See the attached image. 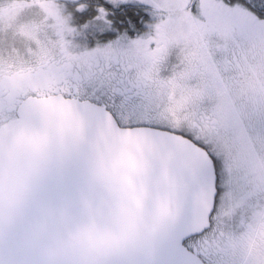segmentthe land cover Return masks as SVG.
<instances>
[{
	"label": "snow or ice",
	"instance_id": "obj_1",
	"mask_svg": "<svg viewBox=\"0 0 264 264\" xmlns=\"http://www.w3.org/2000/svg\"><path fill=\"white\" fill-rule=\"evenodd\" d=\"M34 7L60 42L0 59V264H264V0Z\"/></svg>",
	"mask_w": 264,
	"mask_h": 264
},
{
	"label": "rangeland",
	"instance_id": "obj_2",
	"mask_svg": "<svg viewBox=\"0 0 264 264\" xmlns=\"http://www.w3.org/2000/svg\"><path fill=\"white\" fill-rule=\"evenodd\" d=\"M39 0L0 1V53L7 61L21 58L33 64L54 56L60 42L54 21H45L34 7ZM145 20L151 22L149 16Z\"/></svg>",
	"mask_w": 264,
	"mask_h": 264
},
{
	"label": "flooded vegetation",
	"instance_id": "obj_3",
	"mask_svg": "<svg viewBox=\"0 0 264 264\" xmlns=\"http://www.w3.org/2000/svg\"><path fill=\"white\" fill-rule=\"evenodd\" d=\"M7 57V55L5 54V53H0V59H2L4 62H6V63H9V64H13V65H15V64H22L23 66H25V67H30V68H32V69H36V68H38V67H40V65H41V63H42V61H40V62H37V63H35V64H33V62H31V61H21L20 59L21 58H23V59H27L26 57H24V56H19V57H17L18 59L16 60V59H13V61H7L5 58Z\"/></svg>",
	"mask_w": 264,
	"mask_h": 264
},
{
	"label": "trees",
	"instance_id": "obj_4",
	"mask_svg": "<svg viewBox=\"0 0 264 264\" xmlns=\"http://www.w3.org/2000/svg\"><path fill=\"white\" fill-rule=\"evenodd\" d=\"M1 1V0H0ZM1 5V4H0Z\"/></svg>",
	"mask_w": 264,
	"mask_h": 264
}]
</instances>
